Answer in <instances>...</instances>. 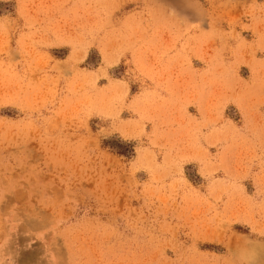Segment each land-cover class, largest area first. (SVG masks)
Masks as SVG:
<instances>
[{"label": "rangeland", "instance_id": "1", "mask_svg": "<svg viewBox=\"0 0 264 264\" xmlns=\"http://www.w3.org/2000/svg\"><path fill=\"white\" fill-rule=\"evenodd\" d=\"M0 264H264V0H0Z\"/></svg>", "mask_w": 264, "mask_h": 264}]
</instances>
